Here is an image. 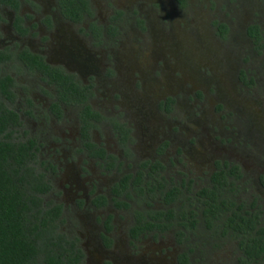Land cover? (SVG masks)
Here are the masks:
<instances>
[{"label":"rangeland","instance_id":"rangeland-1","mask_svg":"<svg viewBox=\"0 0 264 264\" xmlns=\"http://www.w3.org/2000/svg\"><path fill=\"white\" fill-rule=\"evenodd\" d=\"M107 3L127 12L130 21L124 22L109 59L116 70L105 75L109 82L94 84L91 102L128 119L140 141L145 142L149 133L153 140L168 139L167 154L176 158L170 169H181L196 181H203L213 159L239 163V196L259 197L264 208V47L254 49L244 33L253 21L264 29V4L260 0ZM98 5L107 6L105 0H98ZM216 20L227 24L224 38L216 34ZM84 54L82 49L73 53L74 61L89 64ZM241 69L251 81L237 77ZM164 99H170L167 109L160 107ZM34 100L40 106L47 102L39 93ZM65 122L67 117L27 118L22 127L24 134L41 138L37 158L54 165L47 170L53 185L47 197L66 204L63 216L69 218L79 214L70 199L78 160L68 156L67 145L57 135L53 139L47 129L54 124L66 127ZM95 135L109 134L98 128ZM228 240L202 253L207 263L233 264L234 242ZM254 264H264V257Z\"/></svg>","mask_w":264,"mask_h":264},{"label":"flooded vegetation","instance_id":"flooded-vegetation-1","mask_svg":"<svg viewBox=\"0 0 264 264\" xmlns=\"http://www.w3.org/2000/svg\"><path fill=\"white\" fill-rule=\"evenodd\" d=\"M105 2L107 6L99 8L98 0H0V53L6 56L4 69L15 81L11 87L16 94L14 109L22 124L27 118L56 121L67 117L69 121L65 122L68 124L65 134L63 128L66 127L56 124L47 129L53 139L59 136L61 143L67 145L68 156L74 155L78 160L76 187L70 199L79 211L73 218L74 231L83 251L82 264H180L182 250H186L191 264H209L202 253L227 239L234 242L233 264H240L237 256L241 252L236 240L221 234L218 222L212 225V228L218 227V233L205 227L198 207L193 205L198 213L195 216L203 220L187 229L181 223L178 227L183 233H178L171 224L175 223V218H170L168 225L144 224L135 232L130 230L135 220L151 219L142 210L148 207L146 200L151 202V207L172 205L162 202L164 185L172 182L180 186L183 178L185 184L189 181V188L195 190L206 183L215 162L222 163L223 159L211 160L212 166L203 181H196L181 169H170L176 158L167 154L168 139L153 140L155 136L149 133L145 142L140 141L128 119L91 102L94 84H103L100 81L103 79L109 82L106 76L116 70L109 59L113 58L112 50L123 33L124 22L130 21L127 12L116 6L109 7L107 0ZM81 49L90 59L86 66L73 59V53H80ZM39 60L47 65L44 71L37 65ZM60 85L67 91L68 102L57 99ZM79 91L87 95L89 107L98 112L84 130L78 115L80 105L76 102ZM38 93L47 99L44 106L34 100ZM25 95L31 97L32 103L25 101ZM53 100H57L58 114L50 104ZM160 102V107L167 109L165 102L168 104L170 99ZM98 128L109 135L103 138L95 135ZM36 140L39 142L41 138L36 136ZM139 149L143 152L139 153ZM100 176L109 177L100 179ZM140 188L142 199L139 195L133 194L130 198L125 194ZM174 203L178 204V200ZM62 206V212L68 208L66 204ZM133 208L140 209L143 217L137 218ZM64 217L69 222L68 217ZM214 220L220 221V218Z\"/></svg>","mask_w":264,"mask_h":264},{"label":"trees","instance_id":"trees-1","mask_svg":"<svg viewBox=\"0 0 264 264\" xmlns=\"http://www.w3.org/2000/svg\"><path fill=\"white\" fill-rule=\"evenodd\" d=\"M176 1L179 4L184 2ZM260 1L264 4V0ZM213 23L216 34L224 38L227 24L217 20ZM244 33L254 49L264 47V29L257 22L248 23ZM5 57L0 53V264H82L83 251L74 231L73 217L66 221L62 202L47 197L53 187L47 170L54 169V165L37 158L41 141L37 142L33 134H24L22 121L14 109L16 94L11 87L15 81L4 69ZM38 62L37 65L44 71L47 65L40 60ZM237 77L244 82L252 79L251 76L245 79L246 73L242 69ZM55 81L63 82L59 79ZM60 88L57 99L68 102L66 89L61 85ZM25 101L32 103L29 95H25ZM76 102L80 105L78 115L84 130L89 120L98 116V112L89 107L85 93L79 91ZM50 104L58 114L57 100ZM240 177V164L223 160L222 163L215 162V169L206 183L195 190L190 189L189 181L185 184L183 178L181 187L170 182L168 186L164 185L161 199L164 204L172 205L151 207V202L146 200L148 207L142 210L151 219L135 220L130 230L135 232L144 224L154 227L165 223L168 225L170 218L176 219L171 224L178 233H183L178 227L181 223L187 229L203 219L202 223L207 228H212L218 222L221 234L225 233L227 238L236 240L241 252L237 256L238 262L254 264L264 257V208L259 197L239 196ZM125 194L130 198L133 194L139 195L142 199L143 190L140 188ZM174 200H178V204H173ZM192 205L198 207L202 220L195 216L198 213ZM133 214L137 218L142 216L137 208H133ZM160 217L163 220H159ZM215 218H220V221ZM218 227L212 228V232H216ZM179 259L180 264H191L187 260L186 250L181 251Z\"/></svg>","mask_w":264,"mask_h":264}]
</instances>
